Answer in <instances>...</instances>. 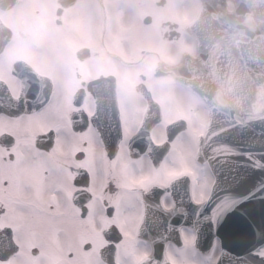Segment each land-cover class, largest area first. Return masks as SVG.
I'll return each mask as SVG.
<instances>
[{
	"label": "snow or ice",
	"instance_id": "6c2138e0",
	"mask_svg": "<svg viewBox=\"0 0 264 264\" xmlns=\"http://www.w3.org/2000/svg\"><path fill=\"white\" fill-rule=\"evenodd\" d=\"M36 46L43 58L57 60L58 38L38 39ZM52 104L50 92L13 97L0 90V117L21 126L54 125L23 158L18 138L0 134V163L11 169L0 171V264H40L35 253L45 240L59 242L77 231L79 264H137L148 246L151 255L140 264H264V131L257 138L252 130L209 129L194 134L193 150L182 146V132L156 145L139 135L127 138L118 116L82 110L65 121ZM60 135L78 144V159L96 140L104 152L65 173L51 158ZM98 214L106 227L96 233ZM233 217L247 224L237 234L242 251L225 247L218 234ZM76 257L64 247L53 264H76Z\"/></svg>",
	"mask_w": 264,
	"mask_h": 264
},
{
	"label": "flooded vegetation",
	"instance_id": "af4514ba",
	"mask_svg": "<svg viewBox=\"0 0 264 264\" xmlns=\"http://www.w3.org/2000/svg\"><path fill=\"white\" fill-rule=\"evenodd\" d=\"M72 2V5L64 6ZM226 2L228 8L232 9L234 3L231 0ZM31 3L28 11L35 18L33 22H48L44 33L34 23L32 37L39 30L41 33L38 39L45 38L53 32V28L57 29L55 37L58 41L59 28L66 35L64 40L59 41L57 60L54 63L48 61L49 71L47 74L43 73L52 82V109L65 121L69 116L72 119L78 117L82 110L91 116L94 102L88 85L101 76L113 77L116 81L124 118V132H134L150 108V103L142 91L151 93V100L161 106L163 116L166 117L164 105L168 103L174 85L171 78L160 76V63L179 62L181 53L176 47L182 40L196 49L194 41L187 33V27L193 19L189 20L187 13L190 10L195 11L192 15L196 16L202 5L201 0L185 3L180 0H32ZM25 33L30 35L29 30H25ZM72 34L80 38L78 46L67 45L68 36ZM15 36L17 35L14 32V39ZM38 39L29 48L31 59L42 57L36 46ZM165 44L172 47L167 49ZM13 48L9 46L0 56V80L7 83L12 96H16L20 83L13 73L14 65L23 61L37 68L29 59L21 58L20 52L8 51ZM186 101L189 104L187 109L193 111L196 101L192 98H187ZM73 104L81 105L82 109L74 108ZM156 104L153 108H157ZM177 119L180 116L172 121ZM52 126L54 125L40 121H29L21 126L19 121L0 117V134L7 132L18 138V158L34 153L33 141L39 133ZM56 139L51 158L65 173L69 168L86 167L84 159L91 163L93 159L101 156V144L98 140L89 143L86 158L78 159V144L69 142L63 135ZM153 140L160 145V125L153 130ZM10 170L8 163H0V171L8 173ZM105 227V218L98 214L93 231L98 233ZM81 238V233L77 231L62 236L59 242L45 240L35 253V258L40 264H53L66 247L77 253L75 259L76 264H79L80 253L77 246ZM27 242V239L22 238V244L26 245ZM97 243L102 245L103 240ZM23 259L27 261L29 257L25 256Z\"/></svg>",
	"mask_w": 264,
	"mask_h": 264
},
{
	"label": "water",
	"instance_id": "95a60500",
	"mask_svg": "<svg viewBox=\"0 0 264 264\" xmlns=\"http://www.w3.org/2000/svg\"><path fill=\"white\" fill-rule=\"evenodd\" d=\"M1 1V0H0ZM220 14V13H219ZM221 15V14H220ZM209 14L208 12L206 13V17L204 18V20L201 22V26L203 25V29L204 31L200 33V35H197L196 32H193V35L198 39L199 43H204V47L207 46L208 42L205 40L206 36H207V32L205 31V29L207 28L205 24H207L208 22H210L211 20L209 19ZM221 20H222V16H221ZM217 22V21H215ZM227 20H224V23H226ZM197 27V26H196ZM218 28L220 29V25L218 26ZM263 28V27H262ZM197 32L199 31L198 29L196 30ZM213 31V28H212ZM256 35L258 37H260L261 39H264L262 36V33L260 32H256ZM200 38H199V37ZM214 36V32L212 34V38ZM264 41V40H263ZM207 48H204V50ZM230 52L227 53V55ZM226 55V52H225ZM249 54H245V61L244 64L241 63L240 64V70H242L244 68H246V73L244 72V75H251L252 74V69L253 67L257 68L256 70H260L259 69V63L262 64V62H264V54L261 53L260 56L255 57V54H251L250 53V57H248ZM207 58V53L206 52H202L201 54V59L195 63L194 67H192L190 69V64L192 62L187 61L185 63V65H183L178 71V79L182 82H184L185 84L189 85V83L192 82V77L198 73H205L203 74L204 78L206 77V74L208 72L207 70V66H206V59ZM229 71H231V69H229ZM262 71V69H261ZM234 75H236V73H233ZM261 80H264V76L261 78ZM193 85L195 86V89L198 90V93H200L203 97H206L208 94V89H210L209 83L208 81L205 80V82L200 83V82H193ZM229 85V84H228ZM231 86V85H230ZM226 87V86H225ZM233 87V86H231ZM229 87L230 91L232 92V100L235 102V106L236 108H241V105L238 104V99H237V90L235 89V87L231 88ZM98 91L97 96L98 99L101 102H110L112 104V110H113V114L111 117H116L118 115V111H117V107H116V103H115V94H114V86L112 84H107L105 82H102L100 84H98ZM227 90V88H226ZM228 92V91H226ZM227 95V94H226ZM230 100V99H229ZM233 102V103H234ZM236 108H233L232 110H229V112L227 113L226 111H222V112H216L215 117H216V122L213 126L212 129H215L216 131H223V130H232L235 129L238 132L239 131H245V130H251V127L253 126L252 120L251 119H247V117L244 116V124L240 125L237 124L235 121V116L236 114L239 115V112ZM262 115H264V113H262ZM241 116V115H239ZM242 117V116H241ZM243 118V117H242ZM264 124L263 118L260 117L259 122H261ZM256 128V127H255ZM242 129V130H241ZM264 131V127H262V129H259V131L257 132L258 136L257 138H259V133ZM147 134V132H144L142 135ZM140 135V136H142ZM231 143H236L235 140H230ZM257 219H258V214H254ZM248 228H247V224L246 222H242L238 217H233L232 220L229 222V225L221 230H219L218 234L222 237L223 242H224V246L227 248L232 249L233 251H242L244 248V243L239 240L237 238V234L240 232H247ZM211 236L209 234V236L207 237V240H210ZM207 242V241H206Z\"/></svg>",
	"mask_w": 264,
	"mask_h": 264
},
{
	"label": "rangeland",
	"instance_id": "374dc122",
	"mask_svg": "<svg viewBox=\"0 0 264 264\" xmlns=\"http://www.w3.org/2000/svg\"><path fill=\"white\" fill-rule=\"evenodd\" d=\"M32 0H26L27 4L31 5ZM23 4V3H22ZM26 4V3H25ZM24 4V5H25ZM23 9V8H22ZM17 15V10L10 16V17H6V21H9L14 27H16V33H17V36H15V39H14V42L12 43L13 45V49L11 50H8L9 52H20V57L21 58H27L29 59L37 68L38 71L42 72V73H46L49 71V67H48V60H46L45 58H42V57H39L37 59H31L29 58L30 54H28V52L30 51L29 48L33 47V43H34V40L38 39L40 33H44L46 32L47 28H48V22L45 20L44 21H41V22H33V20L35 19L30 13L28 14H25V15H19L18 18L15 19ZM15 19V20H14ZM34 23H35V26L37 27V29H41V32H39V30H37L35 32V37H32L33 36V27H34ZM39 24L41 27H39ZM24 29H27L30 31V35L28 34H25L24 36H20L19 34L21 33L22 30ZM57 31V29L53 28V32L51 34H48V36H55V32ZM59 33H60V37H59V41H62L64 40V35L62 33V28H59ZM68 41H67V45L70 44V46H78L79 45V41H80V38L77 37L76 35H73L72 36H68ZM185 42V40H184ZM183 44V43H182ZM184 47H187V48H190L189 46H183L182 48ZM176 93L179 94V91H175L173 94L175 95ZM173 95V96H174ZM177 95V94H176ZM181 103H184L183 101ZM166 114H167V118L170 119L172 117H175L177 112H178V107H173V103L170 101L169 103L166 104ZM179 113L185 115L184 113V110L182 111H179ZM178 113V114H179ZM200 116H202V121L204 119L205 121V117L200 114ZM197 116L194 115L192 118H189V120L192 121V125L194 126V128H192V130H189L188 133L184 134L182 137H181V144L184 148H187V149H193L195 148V139H194V134L195 135H199V133L202 132V127H199V124H198V118H196ZM204 124V122H202ZM196 127H199V128H196ZM162 138V135L161 137ZM187 140V141H186ZM184 141V143H183ZM144 251H140L139 255H137L135 257L136 261L138 262V260L143 256L142 253Z\"/></svg>",
	"mask_w": 264,
	"mask_h": 264
},
{
	"label": "bare ground",
	"instance_id": "6f19581e",
	"mask_svg": "<svg viewBox=\"0 0 264 264\" xmlns=\"http://www.w3.org/2000/svg\"><path fill=\"white\" fill-rule=\"evenodd\" d=\"M211 51H215V48L214 47H212L211 48ZM237 53V50H235L234 51V53L233 54H236ZM223 65H220L219 67L221 68ZM190 69L192 68V65L190 64ZM210 75V74H209ZM210 77H211V80H210V85L211 86H214V85H216V86H218L219 88L220 87H223V85L221 84L222 82L220 81V79H217L216 81H214V79H213V76L212 75H210ZM200 116V115H199ZM204 116H206V111H205V113H204ZM201 117V116H200ZM154 120H156V119H154ZM200 123V125L202 124V122H199ZM208 130V128L206 127L205 128V131H207Z\"/></svg>",
	"mask_w": 264,
	"mask_h": 264
}]
</instances>
